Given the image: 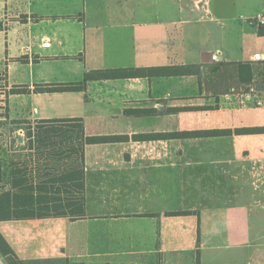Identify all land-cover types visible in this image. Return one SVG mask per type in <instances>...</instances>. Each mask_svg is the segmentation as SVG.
Wrapping results in <instances>:
<instances>
[{"label": "crops", "instance_id": "obj_1", "mask_svg": "<svg viewBox=\"0 0 264 264\" xmlns=\"http://www.w3.org/2000/svg\"><path fill=\"white\" fill-rule=\"evenodd\" d=\"M236 2L0 0V116L121 137L85 147L84 218L0 222L23 264H264V133L236 132L264 128V0ZM237 7L252 22L236 57L223 43ZM183 67L196 73H166ZM113 69L159 74L35 92Z\"/></svg>", "mask_w": 264, "mask_h": 264}, {"label": "trees", "instance_id": "obj_2", "mask_svg": "<svg viewBox=\"0 0 264 264\" xmlns=\"http://www.w3.org/2000/svg\"><path fill=\"white\" fill-rule=\"evenodd\" d=\"M1 28V26H0ZM246 68L249 69L247 66ZM172 75L195 74V67L172 68L166 70ZM159 74L158 69H113L87 72L80 83L49 84L36 87L39 93L83 92L90 81L145 77ZM248 72L246 73V75ZM250 71V80L253 79ZM3 76L0 74V79ZM27 87H15L11 94H29ZM183 111L173 108L171 114ZM142 115L163 114L158 111H144ZM169 113V112H167ZM0 119V222L69 218L79 220L86 215L84 186V150L87 145L114 142L121 137H90L85 132L82 119L40 120L33 124L25 119ZM5 131L10 140L9 174H6L7 160L4 157L3 140ZM23 131L24 134H19ZM237 133H264V128L237 130ZM200 133L178 132L170 137L194 138ZM223 134L221 131L208 133ZM157 137V136H155ZM26 140L21 144L20 139ZM26 151L31 153L34 163L29 169V160H23ZM34 159V160H33ZM74 182V185L69 183ZM182 213H172L180 215ZM0 256L7 264H23L7 240L0 233Z\"/></svg>", "mask_w": 264, "mask_h": 264}, {"label": "rangeland", "instance_id": "obj_3", "mask_svg": "<svg viewBox=\"0 0 264 264\" xmlns=\"http://www.w3.org/2000/svg\"><path fill=\"white\" fill-rule=\"evenodd\" d=\"M221 2L223 0H213V2ZM224 1H230L231 4L233 5L234 3L237 4L236 0H224ZM231 17H236L235 21H234V24L235 25H232L231 28L225 30V37H224V49L226 51H233L234 55L237 57L239 54H240V51H239V46H240V43L242 41V38L240 37V32H239V29H236L238 28L240 25L242 24H245V22H247L246 24H251L252 21L248 20V21H245V17H246V13L244 11H242V9L240 7H237V8H232V13H231ZM241 15H244L242 18H241ZM253 46V45H251ZM242 55V54H241ZM244 57V56H243ZM262 75L264 76V72H262ZM4 112H2L1 114H3ZM1 134H5V133H1ZM5 136V135H4ZM0 264H7L6 260L4 258H2L0 256Z\"/></svg>", "mask_w": 264, "mask_h": 264}, {"label": "built area", "instance_id": "obj_4", "mask_svg": "<svg viewBox=\"0 0 264 264\" xmlns=\"http://www.w3.org/2000/svg\"><path fill=\"white\" fill-rule=\"evenodd\" d=\"M258 25L260 26H264V15H259L255 18L254 20ZM19 134L23 135L24 132L20 131Z\"/></svg>", "mask_w": 264, "mask_h": 264}, {"label": "water", "instance_id": "obj_5", "mask_svg": "<svg viewBox=\"0 0 264 264\" xmlns=\"http://www.w3.org/2000/svg\"><path fill=\"white\" fill-rule=\"evenodd\" d=\"M220 60L222 59L221 57H218Z\"/></svg>", "mask_w": 264, "mask_h": 264}]
</instances>
